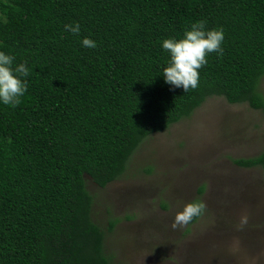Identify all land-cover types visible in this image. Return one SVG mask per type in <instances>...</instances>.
<instances>
[{
  "label": "trees",
  "instance_id": "1",
  "mask_svg": "<svg viewBox=\"0 0 264 264\" xmlns=\"http://www.w3.org/2000/svg\"><path fill=\"white\" fill-rule=\"evenodd\" d=\"M201 20L223 29V55L208 54L196 89H174L161 42ZM0 51L31 70L21 103L0 104V264H111L118 221L93 219L87 178L118 181L210 98L264 111V0H0ZM233 162L264 170V151Z\"/></svg>",
  "mask_w": 264,
  "mask_h": 264
},
{
  "label": "rangeland",
  "instance_id": "2",
  "mask_svg": "<svg viewBox=\"0 0 264 264\" xmlns=\"http://www.w3.org/2000/svg\"><path fill=\"white\" fill-rule=\"evenodd\" d=\"M263 151L264 111L214 97L148 138L118 181L100 188L87 178L93 219L105 228L118 221L105 243L111 264H264V170L233 162ZM200 197L199 220L173 230L177 213ZM243 214L249 223L237 231Z\"/></svg>",
  "mask_w": 264,
  "mask_h": 264
},
{
  "label": "clouds",
  "instance_id": "3",
  "mask_svg": "<svg viewBox=\"0 0 264 264\" xmlns=\"http://www.w3.org/2000/svg\"><path fill=\"white\" fill-rule=\"evenodd\" d=\"M65 30L78 36L81 31L79 22L66 24ZM225 39L222 28L207 29L204 21H196L185 29L182 39L168 38L163 40L162 48L168 52L170 60L163 69L165 83L172 88H182L185 92L196 89L199 86V70L207 63V56L215 52L217 56L223 55V42ZM82 47L95 49L98 44L95 40L84 37L81 40ZM15 56L0 51V104L11 108L21 103V97L28 90L27 77L31 70L27 62L14 66ZM206 205L200 201L186 204L183 210L175 216L171 228L178 230L184 228L194 218L200 217L205 211ZM249 223L247 214L241 215L236 230L242 231ZM240 240L234 238L230 248L236 252L240 248Z\"/></svg>",
  "mask_w": 264,
  "mask_h": 264
}]
</instances>
